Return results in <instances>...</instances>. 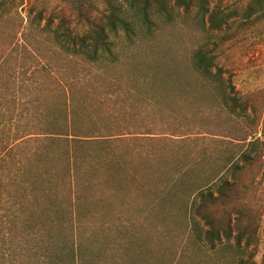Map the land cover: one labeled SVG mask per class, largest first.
I'll return each instance as SVG.
<instances>
[{
    "label": "rangeland",
    "instance_id": "rangeland-1",
    "mask_svg": "<svg viewBox=\"0 0 264 264\" xmlns=\"http://www.w3.org/2000/svg\"><path fill=\"white\" fill-rule=\"evenodd\" d=\"M199 1H203V6H199ZM246 1L193 0L189 7L182 4L173 9L175 0H167L168 14L156 13L145 20L131 0H113L131 25V31L120 26L105 28L107 40L113 43V54L121 60L113 73L160 74L158 82L162 86L182 85L190 97L183 110L176 112L180 117L170 120L177 136H162L173 140L188 139L190 145L176 146L168 142V146L175 147L173 150L166 147L171 154L155 160L157 169L147 171L142 169V164L134 166L128 160L140 162L138 159L147 150L154 149L151 145L140 155L130 152L127 145L124 160L129 167L126 164L124 168L107 169L100 164L91 167L85 161L80 201L66 217L81 221L78 234L82 236L86 251L100 248L104 253L105 248H113L122 253L118 264H237L251 251L252 246H247L244 240L236 241L235 232L230 238L222 236L211 241L206 234L209 226L192 211L200 190L215 196L222 180L233 182L237 176L235 167L243 166L242 153L251 149L249 141L257 142V153L264 161V2L260 14L253 10L247 17ZM200 7L206 12L203 16ZM216 11L223 13L226 23L217 22ZM66 17L60 0H0V118L4 107L17 111L22 103L32 99L28 94L31 88H39L45 95L47 87H52L46 76L39 78L40 71L35 74L34 78L38 79L35 85L31 80L26 81L28 67L46 66L52 76L58 79L66 76L67 49L62 47L65 41L62 33L73 28ZM212 21L216 27H211ZM239 36L244 38L237 45L231 46L235 42L227 41ZM213 44L224 47L218 50L219 60L226 67L230 61L235 68L222 72L217 81H205L193 68L191 52L202 45L211 48ZM132 58L134 65L128 64V59ZM225 93L241 98V102L248 99L257 112L248 107L245 111L248 116L239 108L232 114L228 105L222 104ZM43 100L46 106L52 103L47 94ZM255 113L259 116L253 126ZM183 114L186 120L182 119ZM43 120L41 122L46 124V118ZM180 122L190 123L191 130H185ZM194 157L199 161L205 157V163L196 161L191 165L193 174L189 180L184 178L183 183L177 185L168 183L165 188L168 193L161 194L167 185L166 179L176 173L175 165ZM95 159L99 162L102 158ZM229 162L237 165L230 166ZM61 165L53 163L57 169ZM146 173L152 174L151 177ZM52 185L61 188L63 183L54 180ZM248 185L250 187L240 196L235 209L241 211V220L247 217L242 207H247L250 216L259 223L256 230L259 251L256 260H259L264 248V182L257 188ZM65 203L66 200H62L60 204ZM56 209L58 206L52 207V217L57 216ZM222 209L218 207L216 211ZM260 214L261 219L258 218Z\"/></svg>",
    "mask_w": 264,
    "mask_h": 264
},
{
    "label": "trees",
    "instance_id": "trees-1",
    "mask_svg": "<svg viewBox=\"0 0 264 264\" xmlns=\"http://www.w3.org/2000/svg\"><path fill=\"white\" fill-rule=\"evenodd\" d=\"M166 1L131 0L145 20H150L151 15L156 13L168 14ZM60 2L66 10V19L73 26L62 33L65 37L62 47L67 49L64 67L66 76L58 79L54 74L51 75L46 66L28 67L26 81L31 80L32 85H35L38 82L34 78L35 74L40 71L39 78L46 76L48 84L53 88L47 87L49 89L45 95L41 94L44 93L41 89L31 88L28 94L33 96L32 99L30 97L22 103L17 111L4 106L1 109L0 264H118L117 259L122 257V253L113 248H105L104 253L100 248L86 251L82 236L78 234L82 228L81 221L76 217H66L80 201L85 161L91 167H97L98 164L107 169L112 166L129 167L127 160H124L127 157L125 147L129 145L130 152L140 155L151 145L154 149L147 150L138 159L140 162L128 160L134 166L142 164V169L147 171L157 169L155 160L167 158L171 154L166 149L172 148L168 142L176 146L190 145L188 139H174L178 140L175 142L162 136H177L171 121L180 117L176 112L183 110L190 97L182 85L162 86L158 82L160 74L137 76L113 73V68L121 60L114 56L111 47L113 43L107 40L105 28L120 26L131 31L130 22L122 14L121 8L113 0ZM263 2L247 0V17H250L253 10L259 13ZM182 4L189 7L193 5V0H175L173 9ZM199 6H203V1H199ZM200 9L201 16L205 15L203 8ZM214 18L218 23H226L222 12L216 11ZM211 24V27L217 26L213 21ZM242 38L230 37L227 41L231 40L230 44L235 42L231 45L234 46ZM206 46L209 45L193 49L191 62L205 81H217L222 72L234 69L235 65L228 61L226 67L219 60L218 50H224V47L219 44H213L211 48ZM133 59H128V64L134 65ZM158 66H155L156 70H159ZM53 69L60 72L55 66ZM46 94L52 100L47 106L42 103ZM223 96L222 104L228 105L232 114L238 108L245 113L248 107L257 112L248 99L241 102V98L234 95L225 93ZM245 116L248 115L245 113ZM258 116L255 113L253 126ZM181 117L187 119L185 114ZM43 118H46L48 124L41 122ZM181 124L187 131L192 128L190 123ZM256 143L248 142L251 149L242 153V167H235L237 163L232 161L228 163L230 166L234 164L237 172L231 184L228 180H222L215 196L200 190L198 202L192 204L195 215L202 217L209 226L206 234L211 241L219 240L222 236L230 238L235 232L238 243L244 240L247 246H252L251 251L245 258H240L237 264H264V248L260 259L256 260L259 252L256 230L259 223L255 217L250 216L251 211L247 207H242L247 217H241V220V211L235 209L240 196L250 187L248 184L257 188L264 182V161L260 160ZM98 157L102 158L99 162L95 159ZM200 159L188 158L175 165L176 173L167 181L164 179L167 184L164 189L169 184L183 183L184 178L189 180L193 174L191 165L196 164V161L199 164L205 163V157ZM54 162L61 163V167H53ZM151 175L146 173L148 178ZM54 180L63 183L61 188L52 185ZM166 192V189L162 190L161 194L165 195ZM162 199L165 201L166 196ZM62 200H66V203L60 204ZM55 206L59 208L55 212L58 214L52 217V207ZM218 207L223 209L216 211ZM233 212L234 220L231 219ZM262 214L258 218L261 219Z\"/></svg>",
    "mask_w": 264,
    "mask_h": 264
}]
</instances>
